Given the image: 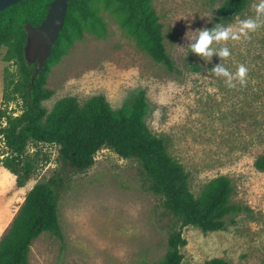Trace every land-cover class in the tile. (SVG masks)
I'll return each instance as SVG.
<instances>
[{
	"label": "rangeland",
	"instance_id": "1",
	"mask_svg": "<svg viewBox=\"0 0 264 264\" xmlns=\"http://www.w3.org/2000/svg\"><path fill=\"white\" fill-rule=\"evenodd\" d=\"M222 1L152 0L163 44L180 74L155 63L120 28L117 16L96 2L104 32L97 36L84 31L83 39L75 40L50 67L46 87L53 95L42 106L48 111L63 97L83 103L102 95L118 109L143 91L145 123L165 139L168 153L188 173L190 191L198 195L210 180L226 176L234 189L231 202L243 209L224 230L182 228V264H204L212 257L227 264H264V170L255 167L264 156V23L249 38L227 42L228 58L214 54L205 60L189 49L194 41L188 38L195 32L229 24L217 16ZM257 2L248 0L236 17H254ZM4 53L1 47L0 109L18 115L20 100L2 103L5 78L17 69L2 61ZM221 63L232 72L245 65L246 83L235 80V87H228L211 71ZM8 154L0 137V161ZM25 155L33 171L23 187H17L16 176L0 162V239L27 192L59 167L56 145L30 142ZM147 182L136 160L108 148L97 151L88 170L67 174V189L58 200L63 242L40 234L28 250V264H159L169 233L179 224Z\"/></svg>",
	"mask_w": 264,
	"mask_h": 264
},
{
	"label": "trees",
	"instance_id": "2",
	"mask_svg": "<svg viewBox=\"0 0 264 264\" xmlns=\"http://www.w3.org/2000/svg\"><path fill=\"white\" fill-rule=\"evenodd\" d=\"M51 1L22 0L0 12V48H5L2 61L17 68L14 75L5 78L2 103L21 101L18 115L0 109V137L10 153L0 162L16 176L17 187H23L33 171V164L25 155L30 142L56 145L59 166L51 177L39 181L27 192L0 239V264H28V250L42 233H50L63 242L58 200L67 189V174L88 170L102 148L140 164L148 179V190L162 198L165 212L179 224L178 229L169 233L168 248L159 264H182L181 249L186 244L182 228L192 226L202 232L224 230L242 212V207L231 202L234 190L231 180L219 176L206 183L198 195L190 191L188 173L168 153L165 139L153 134L145 123L147 104L143 91L118 109H112L102 95L83 103L75 97H63L48 111L42 106L53 95L46 87L50 67L61 60L75 40L83 39L84 31L97 36L104 32L97 3L117 16L120 28L155 63L180 74L163 44L162 24L152 0H68L63 28L50 56L30 84L34 65L24 58V26L39 25ZM247 3L248 0H223L216 10L218 19L230 23ZM255 167L264 170V156L256 160ZM204 264L227 262L212 257Z\"/></svg>",
	"mask_w": 264,
	"mask_h": 264
},
{
	"label": "clouds",
	"instance_id": "3",
	"mask_svg": "<svg viewBox=\"0 0 264 264\" xmlns=\"http://www.w3.org/2000/svg\"><path fill=\"white\" fill-rule=\"evenodd\" d=\"M255 16L247 18L236 17L234 22L227 24V26L217 25L212 29L199 30L195 36L188 38L190 41L189 49L192 53L210 60L216 54L221 59L228 58L231 55L227 42L240 41L249 38L250 33H254L264 23V0H258L254 5ZM214 44H220L219 48L214 47ZM212 73L217 77L224 78V82L228 87H235L233 81L238 80L241 85L246 83L248 68L240 64L235 72L230 71L223 63L217 64Z\"/></svg>",
	"mask_w": 264,
	"mask_h": 264
},
{
	"label": "water",
	"instance_id": "4",
	"mask_svg": "<svg viewBox=\"0 0 264 264\" xmlns=\"http://www.w3.org/2000/svg\"><path fill=\"white\" fill-rule=\"evenodd\" d=\"M20 1L22 0H0V12ZM67 7L68 0H52L39 25L24 26L26 33L24 58L28 64L34 65L30 84L51 54L52 46L63 28Z\"/></svg>",
	"mask_w": 264,
	"mask_h": 264
}]
</instances>
